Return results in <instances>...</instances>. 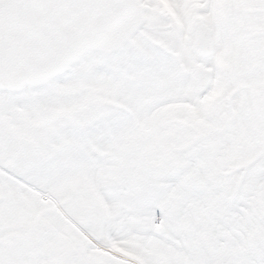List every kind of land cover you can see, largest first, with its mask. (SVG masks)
I'll use <instances>...</instances> for the list:
<instances>
[{
  "label": "snow or ice",
  "instance_id": "6c2138e0",
  "mask_svg": "<svg viewBox=\"0 0 264 264\" xmlns=\"http://www.w3.org/2000/svg\"><path fill=\"white\" fill-rule=\"evenodd\" d=\"M0 264H264V0H0Z\"/></svg>",
  "mask_w": 264,
  "mask_h": 264
}]
</instances>
